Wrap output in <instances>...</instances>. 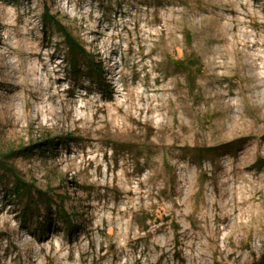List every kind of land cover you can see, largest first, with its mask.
<instances>
[{"label": "rangeland", "instance_id": "1", "mask_svg": "<svg viewBox=\"0 0 264 264\" xmlns=\"http://www.w3.org/2000/svg\"><path fill=\"white\" fill-rule=\"evenodd\" d=\"M0 264H264V0H0Z\"/></svg>", "mask_w": 264, "mask_h": 264}, {"label": "trees", "instance_id": "2", "mask_svg": "<svg viewBox=\"0 0 264 264\" xmlns=\"http://www.w3.org/2000/svg\"><path fill=\"white\" fill-rule=\"evenodd\" d=\"M43 21L47 25L53 26L55 28V30L57 31V33H59V35L61 37H63L64 42L67 44V46L69 48V52L71 54V62H72V64H73V57H74V55H76V54L84 55V53H85L84 50H80V48L78 47V45H76L75 41L72 40V38L69 36L68 32L66 30H64V28L61 25H59L57 22L53 21L52 19H49L46 16H44ZM11 175L14 178V174L11 173ZM25 189L26 188L24 186V183L23 182H20L17 179L16 182L14 183V187H13L14 192L15 193H23ZM60 213H62L61 210H60Z\"/></svg>", "mask_w": 264, "mask_h": 264}, {"label": "bare ground", "instance_id": "3", "mask_svg": "<svg viewBox=\"0 0 264 264\" xmlns=\"http://www.w3.org/2000/svg\"><path fill=\"white\" fill-rule=\"evenodd\" d=\"M49 98L51 99L52 97H49ZM61 102H63L62 104H66V105L69 104V103H71L69 100H65V99L62 100Z\"/></svg>", "mask_w": 264, "mask_h": 264}]
</instances>
